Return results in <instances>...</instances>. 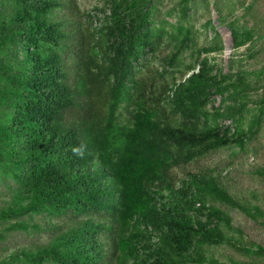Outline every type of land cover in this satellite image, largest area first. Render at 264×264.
Instances as JSON below:
<instances>
[{
  "label": "trees",
  "instance_id": "1",
  "mask_svg": "<svg viewBox=\"0 0 264 264\" xmlns=\"http://www.w3.org/2000/svg\"><path fill=\"white\" fill-rule=\"evenodd\" d=\"M104 4V23L91 28L77 0H0V242L47 234L0 264H218L208 249L221 244L250 258L228 264H264V244L244 240L223 208L264 228L257 192L232 191L214 169L173 174L244 148L264 92L245 125L258 87L211 61L223 51L217 32L198 45L181 17L154 23L156 0ZM228 26L234 49L253 40L252 27ZM150 52L164 72L184 66L182 76L152 88L138 76ZM224 114L235 127L220 123ZM254 172L264 178V166Z\"/></svg>",
  "mask_w": 264,
  "mask_h": 264
},
{
  "label": "rangeland",
  "instance_id": "2",
  "mask_svg": "<svg viewBox=\"0 0 264 264\" xmlns=\"http://www.w3.org/2000/svg\"><path fill=\"white\" fill-rule=\"evenodd\" d=\"M77 2L85 14V21L89 27H99L104 23L107 13L104 0H77ZM156 2L158 9L153 18L156 25H161L163 19L167 22L164 24L170 28V25L177 23L181 17L183 25L193 30L198 45L211 43L215 39V33L219 34L223 51L211 54V61L221 67L224 72L232 71V73L244 75L247 82L258 87L257 91L253 90L248 93L247 107L243 112L242 120L247 125L252 114L257 112L256 101L259 94L264 92V0H156ZM184 2L187 3L186 9L182 8ZM251 2L253 6L248 4ZM208 19L211 21L210 27L206 25ZM229 23L252 27L255 33L253 40L234 49ZM188 53L184 54L185 63L192 60ZM160 56L159 53L150 52L147 60L139 65L138 76L148 81L152 88L155 85L159 87L162 83L170 82L172 79H179L182 76L180 71H184V66H182L176 72L171 73L170 68L164 72ZM230 57H232V64L231 61L229 62ZM219 104H221V98L215 96L214 107ZM122 112L125 114V110ZM220 123L233 128L236 125V119L224 114ZM259 166H264V114H262L257 133L247 141L244 148L233 145L220 148L185 166L174 168L173 174L175 179H178L187 171L205 168L223 172L224 183L229 189L241 195L254 190L259 195L258 202L264 207V178L254 172ZM223 208L231 215L233 224L245 233L244 240L264 244V228L259 227L237 209ZM46 239V233L11 234L4 242H0V258L6 250L12 249L17 244L31 241L44 242ZM208 250V255L214 257L218 264H228L230 259L241 263H248L250 260L246 254L228 244L215 245Z\"/></svg>",
  "mask_w": 264,
  "mask_h": 264
},
{
  "label": "clouds",
  "instance_id": "3",
  "mask_svg": "<svg viewBox=\"0 0 264 264\" xmlns=\"http://www.w3.org/2000/svg\"><path fill=\"white\" fill-rule=\"evenodd\" d=\"M74 151H76V152H77V154H79V150H74Z\"/></svg>",
  "mask_w": 264,
  "mask_h": 264
}]
</instances>
